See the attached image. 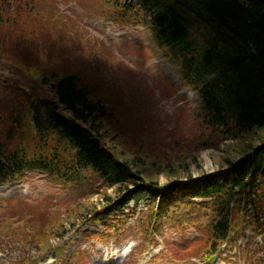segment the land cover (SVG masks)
I'll return each instance as SVG.
<instances>
[{
	"label": "rangeland",
	"instance_id": "374dc122",
	"mask_svg": "<svg viewBox=\"0 0 264 264\" xmlns=\"http://www.w3.org/2000/svg\"><path fill=\"white\" fill-rule=\"evenodd\" d=\"M52 1L54 5L31 0L18 7L0 0L2 21H21L0 26L5 37L1 41L9 49L7 56L0 53V87L13 94L6 101L14 100L9 112L13 117L26 114L24 99L49 95L47 87L13 64L35 51L37 58L31 63L38 69L48 64L53 69L62 50L71 56L63 72L83 64L78 76L86 79L88 74L95 99L114 106V133L119 136L112 151L140 170L146 182L165 185L166 176L187 180L210 174L224 167L226 160L240 157L237 150L242 143L258 146L264 139L263 132L249 140L223 141L204 125L198 94L184 87L179 65L165 59L139 11L130 18L134 20H127L121 16L129 12L115 11L108 0ZM23 8L38 14L24 16ZM5 114L0 113L4 127ZM18 119L15 125L28 132L12 139L32 154L29 115ZM76 178L66 182L54 172L30 170L0 185V264H191L190 257L192 264H205L211 260L204 244L212 218L209 200L195 201H202V206H184L189 201L178 196L168 208L162 207L160 219L152 223L157 199L146 196L129 203L122 215L105 219L101 209L109 203L107 198L117 201L115 189H106L92 172ZM262 202L264 196L255 206L262 209ZM95 211L105 224L92 221ZM236 220L238 228L231 237L235 242L221 248L210 264H264V234H255L257 228L243 235V219ZM148 223L154 224L155 232L149 231ZM129 244L133 246L128 256L118 258L116 251Z\"/></svg>",
	"mask_w": 264,
	"mask_h": 264
},
{
	"label": "trees",
	"instance_id": "16d2710c",
	"mask_svg": "<svg viewBox=\"0 0 264 264\" xmlns=\"http://www.w3.org/2000/svg\"><path fill=\"white\" fill-rule=\"evenodd\" d=\"M30 1L1 0V3L23 7ZM48 1L54 5L52 0ZM108 1L115 11L129 12L121 19L134 20L130 18L139 15L137 11L142 14L139 17L166 56L180 64L183 83L197 91L202 120L208 129L214 130L223 141L249 140L264 132V0ZM20 13L38 14L25 8ZM17 21L21 22L0 18V26ZM3 39L0 34L2 57L9 54ZM58 51L61 53L53 69L49 64L38 69L31 63L37 58L35 51L25 50L29 55L13 64L49 90L48 97L34 94L24 99L25 115L9 114L14 100L6 101L13 94L0 87V113H6L2 119L7 121L6 127L0 121V184L33 169L54 172L66 182L77 180L82 172H92L106 189H115L117 201L107 198L109 203L101 209L105 219L121 214L129 201H137L144 195L159 198L157 210H161L160 205L168 206L179 192L189 198H217L220 200L212 207L213 216L204 238V244L214 252L217 243L227 241L238 228L234 226L236 218L244 219L242 216L247 215L243 210L249 215L247 207H256L252 205L255 194L264 196V182L255 181L258 176L264 177V139L258 146L242 143L237 150L241 156L234 162L226 160L219 172L187 180L166 176L168 180L163 186L157 181L146 182L140 170H134L112 151L119 136L114 133V106L100 97L95 99L92 93L96 91L88 74L86 79L78 76L83 64L63 72V65L71 56ZM26 115L34 139L32 154L24 146H16L12 139L17 133L28 132L15 125L20 122L18 118ZM92 215L96 219L99 212ZM255 221L262 226L257 218Z\"/></svg>",
	"mask_w": 264,
	"mask_h": 264
},
{
	"label": "bare ground",
	"instance_id": "6f19581e",
	"mask_svg": "<svg viewBox=\"0 0 264 264\" xmlns=\"http://www.w3.org/2000/svg\"><path fill=\"white\" fill-rule=\"evenodd\" d=\"M210 170V168H209ZM133 245L132 244H129L128 246L126 247H123V248H119V250L116 251V253H118L117 257L118 258H121L123 256H125V253H128L130 248L132 247ZM106 255V254H105Z\"/></svg>",
	"mask_w": 264,
	"mask_h": 264
}]
</instances>
